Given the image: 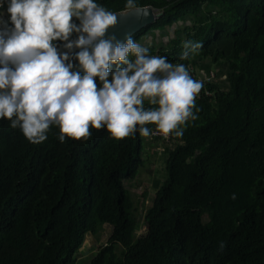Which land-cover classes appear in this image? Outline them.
Masks as SVG:
<instances>
[{
	"label": "trees",
	"instance_id": "obj_1",
	"mask_svg": "<svg viewBox=\"0 0 264 264\" xmlns=\"http://www.w3.org/2000/svg\"><path fill=\"white\" fill-rule=\"evenodd\" d=\"M95 2L119 13L127 0ZM134 3L165 13L134 41L154 33L153 42L142 45L149 54L184 64L212 94L197 97L198 118L187 122L182 137L152 140L153 146L166 143L169 158L168 178L157 183L146 210L148 230L137 234L125 181L145 165L142 151L153 134L115 140L106 128H93L86 140L61 143L53 125L48 139L35 145L2 119L0 264H77L87 234L104 224L112 225L108 243L81 264H264V0ZM187 40L202 48L181 60ZM54 43L65 51L64 42ZM201 65L209 71L226 66V80L216 74L207 81L209 74H197ZM145 107L153 106L145 101ZM146 126L155 132V125Z\"/></svg>",
	"mask_w": 264,
	"mask_h": 264
},
{
	"label": "clouds",
	"instance_id": "obj_2",
	"mask_svg": "<svg viewBox=\"0 0 264 264\" xmlns=\"http://www.w3.org/2000/svg\"><path fill=\"white\" fill-rule=\"evenodd\" d=\"M7 13L10 23L0 15V120L10 121L30 143L46 141L53 125L61 143L86 140L93 128H106L115 140L137 131L142 137H182L187 122L198 118L203 80L182 63L150 55L130 35L126 42L105 38L118 16L149 15L134 0L120 13L95 0H8ZM55 41L64 42L66 51ZM182 44L181 60L202 48L191 40ZM73 59L79 71L72 70ZM145 101L153 107L146 108ZM146 125H155V133ZM224 247L221 242L220 250Z\"/></svg>",
	"mask_w": 264,
	"mask_h": 264
},
{
	"label": "rangeland",
	"instance_id": "obj_3",
	"mask_svg": "<svg viewBox=\"0 0 264 264\" xmlns=\"http://www.w3.org/2000/svg\"><path fill=\"white\" fill-rule=\"evenodd\" d=\"M0 15L10 23V14L7 13V7L0 9ZM210 70L212 71L209 72V75L211 72L214 75V71L217 72L215 65H211ZM197 72V74L200 73L198 70ZM170 137L172 136L170 135L167 139H164L168 142ZM156 138L152 135L150 139H146L145 147L142 151V158L146 159L145 165L139 168V173L134 180L125 181V187L131 193L134 206L137 209L135 214L139 221L138 235L144 233L149 228V225L145 222V214L146 210L151 208L155 201L156 192L158 191L157 183L163 182L168 178L167 160L169 155H164L166 143L155 140L157 143L153 146L152 140ZM172 147L175 146L173 145ZM111 235V224L100 226L97 234H87L82 248L76 255L77 264L89 263L94 253L108 243Z\"/></svg>",
	"mask_w": 264,
	"mask_h": 264
},
{
	"label": "water",
	"instance_id": "obj_4",
	"mask_svg": "<svg viewBox=\"0 0 264 264\" xmlns=\"http://www.w3.org/2000/svg\"><path fill=\"white\" fill-rule=\"evenodd\" d=\"M149 9V15L146 17H137L136 15L129 14L128 16H118V23L115 27L110 28L106 33V37L115 35L116 38L122 42H126L127 36H134L146 27L155 24L165 13L154 7H141ZM120 13V12H119ZM66 51V50H65ZM77 52L79 49L76 50ZM75 67L73 71H79V62L75 59L71 61Z\"/></svg>",
	"mask_w": 264,
	"mask_h": 264
},
{
	"label": "crops",
	"instance_id": "obj_5",
	"mask_svg": "<svg viewBox=\"0 0 264 264\" xmlns=\"http://www.w3.org/2000/svg\"><path fill=\"white\" fill-rule=\"evenodd\" d=\"M177 27L174 28V30L176 31ZM173 31V30H172ZM175 31L173 32V35H171L172 37L176 36L175 34ZM154 33H151L149 35H146L145 37H143V43H141V45H145V44H148V43H152L153 42V38H154ZM159 36L158 37H161V33L158 34ZM170 38H167V40H169ZM164 38L161 37V39L159 38V42L163 41ZM208 65H201V67L197 68V70L200 72L199 73V76L201 75H204V76H201V77H206L207 74H209V69H208ZM217 72H215V75L217 74L218 75V79L221 80V81H225L226 79L224 77H227V68L226 66L224 65H218L217 67ZM209 71V72H208ZM212 71V70H211Z\"/></svg>",
	"mask_w": 264,
	"mask_h": 264
},
{
	"label": "built area",
	"instance_id": "obj_6",
	"mask_svg": "<svg viewBox=\"0 0 264 264\" xmlns=\"http://www.w3.org/2000/svg\"><path fill=\"white\" fill-rule=\"evenodd\" d=\"M0 4H2V7H0V9H4V8H6L8 6V0H0ZM214 77H215L214 73L211 72L210 75H208L206 77V80L207 81H211L212 79H214ZM203 94H205L206 96H211L212 95L209 91L202 89L198 97H200V95L202 96ZM153 136L159 137V136H162V135H160V134H153Z\"/></svg>",
	"mask_w": 264,
	"mask_h": 264
}]
</instances>
